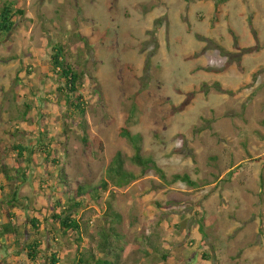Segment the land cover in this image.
I'll use <instances>...</instances> for the list:
<instances>
[{
	"label": "rangeland",
	"instance_id": "1",
	"mask_svg": "<svg viewBox=\"0 0 264 264\" xmlns=\"http://www.w3.org/2000/svg\"><path fill=\"white\" fill-rule=\"evenodd\" d=\"M217 1L0 0L24 11L0 36V160L11 166L14 145L30 152L51 139L69 191L108 184L102 202L85 197L79 208L93 237L83 230L77 247L76 234L49 216L52 164L28 153L10 208L21 235L1 243L0 264H31L19 248L35 236V264L52 254L77 264L89 251L113 264H264V0H227L216 21ZM57 44L81 73L84 116L70 115L56 91ZM121 127L142 136V157L164 178L132 161ZM118 153L129 178L111 171ZM184 173L198 185L173 178ZM15 183L0 174L2 200ZM111 227L121 238L111 236L104 254L98 232Z\"/></svg>",
	"mask_w": 264,
	"mask_h": 264
},
{
	"label": "trees",
	"instance_id": "2",
	"mask_svg": "<svg viewBox=\"0 0 264 264\" xmlns=\"http://www.w3.org/2000/svg\"><path fill=\"white\" fill-rule=\"evenodd\" d=\"M227 2V0H218L217 6L215 7V12L217 16L215 20L217 21L218 15L221 14V10L219 9V5ZM24 11L22 9L15 8L11 3L4 4L0 7V36L9 34L14 25L15 18L17 15H23ZM50 63L51 68L50 71L56 75L59 79L63 81L62 85H58L56 87V91L61 95L64 99L65 105L69 107V114L74 115L77 113L79 116L85 115V99L83 94L80 91L81 84V73L74 70L72 65L67 62L65 58V50L62 45L57 44L53 48V52L50 54ZM83 127V125H82ZM86 132V130H83ZM44 133V130H42ZM119 135L125 139H127L133 146L135 154L132 157V161L143 169L153 168L156 170L160 177L164 178V174L162 169L157 165V163L152 158H144L142 157L141 151V141L142 136L139 133H132L126 127H121L119 130ZM47 137V136H46ZM86 140V137H83ZM95 139V138H94ZM29 149L28 146L23 144H18L13 146V150L16 151V156L13 160L12 165L10 166V162H5L3 159L0 161V174L4 175L7 180H11L15 177L16 182L13 186V189L10 193V197L7 200H2L0 198V218L2 215L7 217L6 222H1L0 220V237H3V241L0 240L1 243H4L6 240H9L10 237L17 239L20 238L18 235V229L12 225V220L17 219V216L11 213V207L15 208L18 203V194L20 188L26 183L27 177L25 172H27L26 167L21 164V162H30L31 161V151L38 149L41 153L43 159L46 162L52 164L54 173L50 174V178L52 179V192L55 194L54 199V210L49 216L53 219L52 222L58 224V227L61 231L67 232L71 231L76 234L75 240L77 247L80 245L79 242L82 240L80 236L84 230V233L93 236L88 231V221L81 220L78 216L79 208L83 206L85 201V197L96 199V201H101V194H103L108 189L107 182H101L99 185L91 186V185H79L69 191L68 181L66 179V171L64 166L60 160V157L54 154V146L51 143V139L49 141L39 139L35 140L33 143L30 152H27ZM33 155V154H32ZM26 160V161H25ZM33 160V159H32ZM124 162L121 158V155L118 153L114 158V164L111 167V171L116 176L121 177L122 179L129 178L130 175L123 169ZM13 171L15 174H10ZM173 178L176 180H180L185 182L190 186H196L198 183L193 181L190 176L186 173L184 174H175ZM0 190H3L0 185ZM3 203H6L8 207H5ZM156 204V203H155ZM107 209H109L106 215L110 217L121 218L120 214L111 210V206L106 204ZM111 210V211H110ZM35 211V209H34ZM39 214H42V210H38ZM44 220H48V217L44 216ZM39 218L32 217L30 220V225L35 229V235L39 234ZM17 234V235H16ZM115 237L120 239L121 236L115 232V229L111 227L109 231L101 230L98 232V244L97 248L102 253H106L107 249L110 246V239ZM22 237V236H21ZM42 246V242L37 238L29 242L26 245L22 244V247L19 248L20 251L27 252V258L32 263L35 264L37 262L38 253L40 247ZM81 258L77 259V264H113L112 262L98 257L95 254L89 251L88 254L81 253ZM58 258L55 254L51 255L50 264H58Z\"/></svg>",
	"mask_w": 264,
	"mask_h": 264
}]
</instances>
